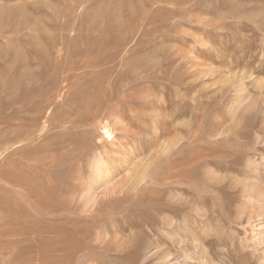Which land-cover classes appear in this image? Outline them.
<instances>
[{"label":"rangeland","instance_id":"obj_1","mask_svg":"<svg viewBox=\"0 0 264 264\" xmlns=\"http://www.w3.org/2000/svg\"><path fill=\"white\" fill-rule=\"evenodd\" d=\"M0 264H264V0H0Z\"/></svg>","mask_w":264,"mask_h":264},{"label":"bare ground","instance_id":"obj_2","mask_svg":"<svg viewBox=\"0 0 264 264\" xmlns=\"http://www.w3.org/2000/svg\"><path fill=\"white\" fill-rule=\"evenodd\" d=\"M107 127H108V126H107ZM24 130H25V128H24ZM26 130H27V128H26ZM105 130H106V129H105ZM109 132H110V131H106V134L110 136V133H109ZM25 137H26V136H25ZM21 138H23V137H21ZM20 140H21V139H20ZM18 142H19V141H18ZM12 176H13V175H12ZM14 176H15V175H14ZM15 183H16V182H15ZM53 187H54V186H53ZM51 190H52V189H51ZM53 190H54V189H53ZM48 191H49V190H47V192H48ZM51 192H52V191H51ZM51 192H50V193H51ZM56 192H58V191H56ZM60 192H61V191H60ZM60 192H59V194H58V197L61 196V194H62V193H60ZM62 192H63V191H62ZM53 193H54V192H53ZM53 193H52V194H53ZM55 194H56V197H57V193H55ZM58 197H57V198H58ZM46 198H47V197H46ZM55 205H56V206H55ZM55 205H52V207H53L54 210H57L58 207L61 206V202H59V200H56V201H55ZM47 206H48V205H47ZM27 231H28V230H27ZM33 233H34V232H33ZM27 235H28V234H27ZM31 236H32V234H31ZM32 237H33V236H32Z\"/></svg>","mask_w":264,"mask_h":264}]
</instances>
